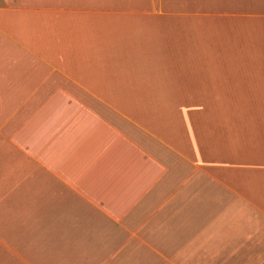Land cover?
Listing matches in <instances>:
<instances>
[{
  "label": "crops",
  "instance_id": "0c3cea01",
  "mask_svg": "<svg viewBox=\"0 0 264 264\" xmlns=\"http://www.w3.org/2000/svg\"><path fill=\"white\" fill-rule=\"evenodd\" d=\"M0 264H264V0H0Z\"/></svg>",
  "mask_w": 264,
  "mask_h": 264
}]
</instances>
